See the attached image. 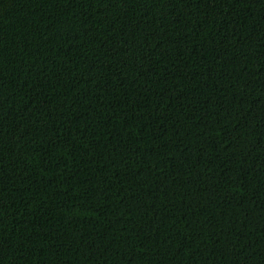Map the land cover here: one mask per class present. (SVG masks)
Returning <instances> with one entry per match:
<instances>
[{
	"label": "trees",
	"instance_id": "trees-1",
	"mask_svg": "<svg viewBox=\"0 0 264 264\" xmlns=\"http://www.w3.org/2000/svg\"><path fill=\"white\" fill-rule=\"evenodd\" d=\"M0 264H264V0H0Z\"/></svg>",
	"mask_w": 264,
	"mask_h": 264
}]
</instances>
